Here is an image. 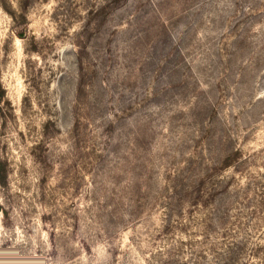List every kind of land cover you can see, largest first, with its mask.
<instances>
[{
  "label": "clouds",
  "instance_id": "1",
  "mask_svg": "<svg viewBox=\"0 0 264 264\" xmlns=\"http://www.w3.org/2000/svg\"><path fill=\"white\" fill-rule=\"evenodd\" d=\"M68 5L0 0V264H264V69L244 61L246 94L233 86L217 113L225 141L201 137L183 157L167 124L151 139L136 135L141 113L151 115L140 124L159 123V99L113 107L107 120L122 116L135 139L118 158L90 142L112 124L82 123L88 81L64 87L70 65L84 72L87 23Z\"/></svg>",
  "mask_w": 264,
  "mask_h": 264
},
{
  "label": "rangeland",
  "instance_id": "2",
  "mask_svg": "<svg viewBox=\"0 0 264 264\" xmlns=\"http://www.w3.org/2000/svg\"><path fill=\"white\" fill-rule=\"evenodd\" d=\"M77 9L87 13L78 34L84 72L77 74L70 65L64 87L74 92L83 76L88 97L79 107L82 123L99 118L97 128H115L90 137L96 148L116 149L118 158L127 152L135 143L128 122L122 116L109 121L107 113L128 103L139 107L149 98L160 100L159 123L140 124L151 115L141 113L134 121L136 135L151 139L162 135L158 129L167 124L165 138L181 157L201 137L217 144L225 141V125L217 115L220 102L233 86L241 97L246 94L250 76L245 60L256 70L264 69V0H69L67 16H77ZM257 25L261 27L254 31ZM201 80L209 85L207 91L201 89ZM193 97L196 103L183 111L179 106H187ZM214 106L216 113L210 110ZM169 111L174 115L167 116ZM134 150L143 156L142 149ZM5 178L0 166V183ZM258 195L264 202V191Z\"/></svg>",
  "mask_w": 264,
  "mask_h": 264
}]
</instances>
